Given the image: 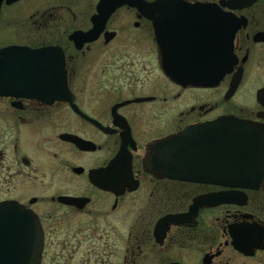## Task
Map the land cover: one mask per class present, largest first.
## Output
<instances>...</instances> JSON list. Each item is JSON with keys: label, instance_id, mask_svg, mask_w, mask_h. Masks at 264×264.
Instances as JSON below:
<instances>
[{"label": "flooded vegetation", "instance_id": "obj_1", "mask_svg": "<svg viewBox=\"0 0 264 264\" xmlns=\"http://www.w3.org/2000/svg\"><path fill=\"white\" fill-rule=\"evenodd\" d=\"M183 1L111 11L102 0H0V52L64 54L59 75L55 57L0 54V203L38 219L39 264H264V185L148 169L157 146L188 127L264 123V0ZM225 69L207 86L167 74ZM232 190L237 203L164 222L201 195Z\"/></svg>", "mask_w": 264, "mask_h": 264}, {"label": "water", "instance_id": "obj_2", "mask_svg": "<svg viewBox=\"0 0 264 264\" xmlns=\"http://www.w3.org/2000/svg\"><path fill=\"white\" fill-rule=\"evenodd\" d=\"M167 2L176 4L172 5L174 8H182L184 1L102 0L101 3L103 7L111 5V11L126 3L137 6L142 11H160L166 8ZM168 7L171 8L170 5ZM105 21L106 19L103 22ZM231 21L234 25L235 20ZM235 29L232 28L230 35L232 46ZM78 34L76 33L72 38H76ZM0 54H18L15 56L19 57H55L56 75L65 73L64 54L60 46L42 48L39 51L27 47H8ZM216 65L218 66V61ZM227 70H215L212 73L199 71L186 74L184 77L176 72H167V74L175 80L207 86L218 83ZM60 79L61 77L56 80L60 81ZM63 89V85L55 86L56 92ZM157 149H162V152H159L153 160L156 166L148 168L154 173H166L172 178L211 182L235 189H261L264 185V123L236 117H220L186 128L183 133L167 138L157 146ZM239 193V190H232L201 195L195 198L189 213L168 216L164 222L179 223L185 216L188 218L196 216L199 208L204 206H214L224 202L237 203ZM43 243L40 223L32 211L16 202L0 203V264H39Z\"/></svg>", "mask_w": 264, "mask_h": 264}]
</instances>
